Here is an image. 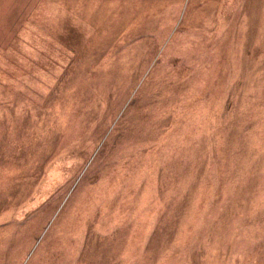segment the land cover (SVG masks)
<instances>
[{
    "label": "rangeland",
    "instance_id": "1",
    "mask_svg": "<svg viewBox=\"0 0 264 264\" xmlns=\"http://www.w3.org/2000/svg\"><path fill=\"white\" fill-rule=\"evenodd\" d=\"M0 264H264V0H0Z\"/></svg>",
    "mask_w": 264,
    "mask_h": 264
}]
</instances>
